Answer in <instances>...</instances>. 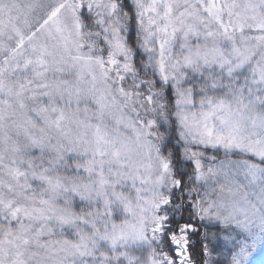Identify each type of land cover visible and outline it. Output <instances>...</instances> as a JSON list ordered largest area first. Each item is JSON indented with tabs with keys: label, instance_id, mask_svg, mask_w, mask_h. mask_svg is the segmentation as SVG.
I'll use <instances>...</instances> for the list:
<instances>
[{
	"label": "snow or ice",
	"instance_id": "1",
	"mask_svg": "<svg viewBox=\"0 0 264 264\" xmlns=\"http://www.w3.org/2000/svg\"><path fill=\"white\" fill-rule=\"evenodd\" d=\"M0 264H264V0H0Z\"/></svg>",
	"mask_w": 264,
	"mask_h": 264
}]
</instances>
